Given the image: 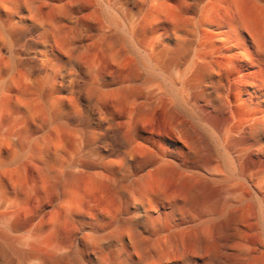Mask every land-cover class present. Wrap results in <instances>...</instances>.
<instances>
[{"label":"bare ground","instance_id":"obj_1","mask_svg":"<svg viewBox=\"0 0 264 264\" xmlns=\"http://www.w3.org/2000/svg\"><path fill=\"white\" fill-rule=\"evenodd\" d=\"M0 264H264V0H0Z\"/></svg>","mask_w":264,"mask_h":264}]
</instances>
